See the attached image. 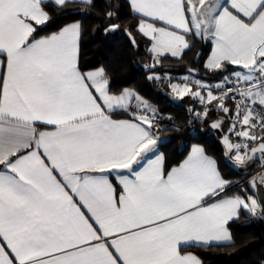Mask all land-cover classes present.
Returning <instances> with one entry per match:
<instances>
[{"label": "snow or ice", "instance_id": "obj_1", "mask_svg": "<svg viewBox=\"0 0 264 264\" xmlns=\"http://www.w3.org/2000/svg\"><path fill=\"white\" fill-rule=\"evenodd\" d=\"M48 3L63 7L67 0H0V264H201L182 255V246L231 242L228 225L241 209L255 215L260 208L264 215V199L227 196L230 182L201 147L167 173L162 158L149 159L158 143L155 121L136 110L132 120L111 116L129 111L133 99L138 109L149 106L129 89L111 94L103 67L82 71L80 22L39 36L38 26L51 19ZM81 3L94 6V0ZM130 5L142 17L138 32L150 39L156 64L189 49L186 37H211L205 68L239 66L219 83L197 80L195 92L187 77L170 87L178 98L191 94L204 106L198 116L212 109L232 113L229 133L245 142L225 137L224 144L237 162L264 158V0ZM229 99L234 112L225 106ZM257 183L253 178L250 187Z\"/></svg>", "mask_w": 264, "mask_h": 264}, {"label": "trees", "instance_id": "obj_2", "mask_svg": "<svg viewBox=\"0 0 264 264\" xmlns=\"http://www.w3.org/2000/svg\"><path fill=\"white\" fill-rule=\"evenodd\" d=\"M46 11L51 19L46 25L38 26L42 29L39 36L56 32L71 22H80L79 66L82 71L103 67L109 78L111 93L133 89L154 104L161 115L169 116L152 128L160 139L158 147L164 155L166 172L181 163L194 144H199L216 159L222 176L230 182L229 186L241 177L226 164L224 150L210 129L213 118L230 113L212 109L206 118H200L197 113L203 112L204 106L198 100L188 103L175 99L164 79L166 75L180 76L194 70L203 79L220 81L222 76L219 71L205 68L212 50L211 39L188 37L190 47L181 57L165 55L156 64L154 55L149 52L150 40L138 32L142 17L132 10L129 0H94L92 7L75 0L67 1L63 7L48 3ZM109 12L114 13L111 19L106 15ZM112 24H119L120 27L105 32ZM132 37L135 38V45ZM154 64V68L147 67ZM225 66V72L239 68L231 64ZM153 74L161 79L150 80L148 77ZM230 103L228 101L226 106ZM113 114L116 117L130 116L128 111L123 110L113 111ZM226 193L241 195L234 186L229 187ZM229 229L231 242L193 244L183 246L181 251L196 254L202 264H264V218L241 209L239 218L229 222Z\"/></svg>", "mask_w": 264, "mask_h": 264}, {"label": "crops", "instance_id": "obj_3", "mask_svg": "<svg viewBox=\"0 0 264 264\" xmlns=\"http://www.w3.org/2000/svg\"><path fill=\"white\" fill-rule=\"evenodd\" d=\"M67 1H71V0H67ZM75 1H80L81 2V0H75ZM129 2H130V0H129ZM229 2H230V0H229ZM140 15V14H139ZM145 20H146V22H148V23H153L154 24V26L155 27H157V28H159V27H164L165 25H164V22H162V21H158V20H156V21H153L151 18H145ZM74 22H77V21H74ZM74 22H71V23H69V24H67V25H70V24H72V23H74ZM140 23V22H139ZM139 25V24H138ZM66 26V25H65ZM42 36H44V35H42ZM148 38V37H147ZM205 38H208V39H211L212 40V42H213V45H212V50H213V48H214V41H213V39L211 38V37H205ZM149 39V38H148ZM186 39L189 41V39H188V37H186ZM150 40V39H149ZM79 52H80V39H79ZM151 48V41H150V45H149V49ZM187 49H185L184 50V52L186 51ZM212 50H211V52H212ZM184 52L181 54V56L184 54ZM211 52H210V54H211ZM209 54V55H210ZM154 55V54H153ZM165 55H169V56H171V54L169 53V54H165ZM164 55V56H165ZM181 56H179V57H181ZM179 57H175V58H179ZM209 57V56H208ZM161 58V57H160ZM208 59V58H207ZM207 61V60H206ZM234 66H236V65H234ZM239 67V66H238ZM92 70H95V69H92ZM92 70H88V71H92ZM237 70H240L239 68L237 69ZM217 71H219V70H217ZM85 72H87V71H85ZM193 72L191 71V72H189V73H187V74H192ZM185 77H187L188 79H187V83H188V85H189V87H191V89H192V92H195V91H197L198 89H197V87H196V83L195 82H191L190 80H189V76L188 75H181V76H168V75H166V76H164V79L166 80V82H168L169 84H177V83H179V84H181V85H183L184 83H185V80L183 79V78H185ZM170 81V82H169ZM221 81V80H220ZM218 82V81H217ZM205 83V82H204ZM209 83V82H208ZM215 84V83H214ZM126 89H129V90H131V91H133V92H135L137 95H139L136 91H134L133 89H130V88H126ZM214 91V90H213ZM217 92V91H216ZM111 93V92H110ZM111 94H113V93H111ZM120 93H118V94H115V95H119ZM203 94H205V93H203ZM191 97V100L192 101H194V100H197V99H195V98H193V96L191 95V94H189V95H186V96H184V98H186V97ZM139 97H140V95H139ZM139 101H137V100H135V99H133L132 101H131V108H130V110L128 111L129 112V114H130V116H127V117H116L114 114H113V112H111V116H112V118L113 119H115V120H132L133 119V117H132V111L133 110H136V111H138L139 109H141V108H139L138 109V105H139ZM47 130H52L51 129V126H47ZM152 132H153V130H152ZM153 134H154V136L157 138V141H158V143H157V147H156V149L154 150V152H150V153H148L147 155H148V158L149 159H151V160H155L158 156L160 157V158H162L161 159V162H162V166H163V168H164V170H165V159H164V155H163V153H161V151L159 150V147H158V145H159V142H160V139L158 138V136L157 135H155V133L153 132ZM201 147L203 150H204V154L208 157V158H210V159H212L214 162H215V165H216V167H217V171H218V173L220 174V176L224 179V180H226L223 176H222V174H221V171H220V169H219V167H218V163H217V161H216V159L214 158V157H212L211 155H209V154H207V152L205 151V149H204V147L202 146V145H199V144H194L192 147H191V149H190V151H189V153H188V155L185 157V159L181 162V163H179L178 165H176V166H174V167H178L180 164H182L188 157H189V155L191 154V152H192V149H193V147ZM139 159V158H138ZM134 167H138L137 165H134ZM173 167V168H174ZM172 169V168H171ZM171 169L169 170V171H171ZM122 173H126V171L127 170H120ZM165 173H167L166 171H165ZM110 181L113 183V186L117 189V194H119V191H120V184H119V178L115 175V171H113L111 174H110ZM226 181H228V180H226ZM229 184H228V186L226 187V189H225V192L227 191V189H229ZM227 194V193H226ZM222 196L224 195V193H222L221 194ZM234 195H240V194H236V193H234V194H227V196L228 197H231V196H234ZM241 196H243L242 194H241ZM258 212V211H257ZM228 229H229V225H228ZM229 231H230V229H229ZM230 233H231V231H230ZM231 236H232V234H231ZM232 241V240H231ZM213 243H216V242H212V243H210V244H213ZM198 245H209V244H198ZM183 247V246H182ZM181 254L182 255H188V254H191V255H193V256H195L200 262H201V264H202V260L199 258V256H197L196 254H194V253H191V252H182L181 251Z\"/></svg>", "mask_w": 264, "mask_h": 264}, {"label": "water", "instance_id": "obj_4", "mask_svg": "<svg viewBox=\"0 0 264 264\" xmlns=\"http://www.w3.org/2000/svg\"><path fill=\"white\" fill-rule=\"evenodd\" d=\"M219 72L220 75H222L224 71L219 70ZM220 121H223L222 127H217V128L212 127L214 123ZM228 128H229V117L225 114H219L210 121L211 133H214L216 135V138L218 139L224 150V160L226 164L233 171H235L241 176L251 175L247 182V186L250 192L259 202L261 199H264V184L259 183L260 177L264 176V158L248 159L246 157L243 163L237 162L234 158V152L227 153L226 146L224 144L225 137H228V139H230L231 142L234 144V140L230 135V133L228 132ZM252 147H258V143L253 145ZM248 155H251V153H248ZM260 155H261L260 153L256 154L257 157H260ZM253 178H255L256 181L258 182L256 187H250ZM257 211L260 214V216L264 218V215L261 214V209L258 208Z\"/></svg>", "mask_w": 264, "mask_h": 264}, {"label": "rangeland", "instance_id": "obj_5", "mask_svg": "<svg viewBox=\"0 0 264 264\" xmlns=\"http://www.w3.org/2000/svg\"><path fill=\"white\" fill-rule=\"evenodd\" d=\"M237 70V69H236ZM191 72V71H190ZM228 73L229 72H223V74L221 75L222 77L223 76H228ZM184 75H188L189 76V80L191 81V82H196L197 80H199V81H202V82H205L206 84H208V85H213L214 83L216 84V83H219L220 81H218V82H213V81H208V80H206V79H203V78H201V77H199L198 75H197V72L196 71H194L193 70V73L192 74H183V76ZM158 76V75H157ZM170 76H172V75H170ZM181 76V75H180ZM170 82V81H169ZM209 82V83H208ZM168 83V82H167ZM196 85V84H195ZM168 86L170 87V84L168 83ZM170 89H171V87H170ZM214 91H213V94L214 95H219V93H218V91L217 90H215V89H213ZM135 91V90H134ZM171 91H172V89H171ZM217 91V92H216ZM138 93V92H137ZM139 94V93H138ZM172 94H174L173 92H172ZM140 95V94H139ZM205 95H206V93H205ZM174 97H175V99H177V100H181V101H183V102H193L192 100H191V97L189 96V97H186V98H178L175 94H174ZM140 98L144 101V102H146L147 103V105L149 106V108L148 109H143V108H141V109H139L138 111H141V112H143L144 114H146L147 116H148V118H150V119H153L154 121H155V123L153 124V127L154 126H158L159 124H160V122L163 120V119H167V118H169V116L168 115H166V116H164V115H161L158 111H157V108H156V106L154 105V104H152L151 102H149L147 99H145L144 97H142L141 95H140ZM228 101H230L231 103L229 104V106H226V104H227V102ZM225 106L226 107H229V108H232L233 106H234V103L232 102V100H226L225 101ZM209 107H211V106H209ZM155 110L154 112L152 111V110ZM216 110V109H215ZM216 111H219V110H216ZM221 112V111H220ZM201 113H203V112H201ZM229 116H230V114H228ZM227 115V116H228ZM228 116V117H229ZM201 118H203V116L201 117ZM155 135H157L156 133H155ZM164 140V138H162L161 139V141H163ZM234 156H235V152H234ZM237 187L238 189H239V191L241 192V194L243 195V196H253V194L250 192V190L249 189H247V184H246V180H245V177H243V176H241L240 178H238L236 181H234L232 184H231V186L230 187ZM244 189H246V190H248V191H244ZM247 192V193H246ZM255 215H259V213L258 212H256V214Z\"/></svg>", "mask_w": 264, "mask_h": 264}, {"label": "built area", "instance_id": "obj_6", "mask_svg": "<svg viewBox=\"0 0 264 264\" xmlns=\"http://www.w3.org/2000/svg\"><path fill=\"white\" fill-rule=\"evenodd\" d=\"M231 72H232V71H231ZM231 72H229L228 75H230ZM232 102L234 103L233 100H232ZM231 109H232L233 112H234V109H235V103H234V106H233ZM199 117L201 118L202 115L199 116ZM231 117H232V113H230V116H229V128H228V132H229V129L231 128V126H232V125H231ZM230 135L232 136V138H233V140H234V144L237 143V142H240V143H244V142H245L243 138H238V137L235 136L234 134H230ZM252 146H253V145H250V147H252ZM242 154H243V152H242ZM250 176H251V175H245V176H243V177H245L246 184H247V182H248ZM247 189H249V188L247 187ZM244 191H248V190L244 189ZM246 193H247V192H246Z\"/></svg>", "mask_w": 264, "mask_h": 264}]
</instances>
